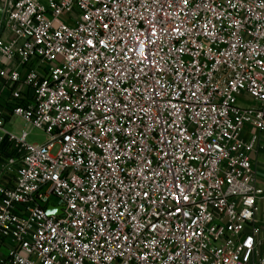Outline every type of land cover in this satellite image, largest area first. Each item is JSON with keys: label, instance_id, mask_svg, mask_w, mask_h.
I'll use <instances>...</instances> for the list:
<instances>
[{"label": "built area", "instance_id": "2783aa9c", "mask_svg": "<svg viewBox=\"0 0 264 264\" xmlns=\"http://www.w3.org/2000/svg\"><path fill=\"white\" fill-rule=\"evenodd\" d=\"M248 126L264 0H2L0 264H264Z\"/></svg>", "mask_w": 264, "mask_h": 264}, {"label": "crops", "instance_id": "0c3cea01", "mask_svg": "<svg viewBox=\"0 0 264 264\" xmlns=\"http://www.w3.org/2000/svg\"><path fill=\"white\" fill-rule=\"evenodd\" d=\"M1 1L2 0H0V4ZM255 137H257V142L254 148L248 151V154L257 170L258 184L264 190V132H260L250 126L246 127L243 133V140L245 143L251 145ZM260 209L264 214V201L261 203Z\"/></svg>", "mask_w": 264, "mask_h": 264}, {"label": "rangeland", "instance_id": "374dc122", "mask_svg": "<svg viewBox=\"0 0 264 264\" xmlns=\"http://www.w3.org/2000/svg\"><path fill=\"white\" fill-rule=\"evenodd\" d=\"M10 131H13L14 134H18V135H22L24 133H28L29 136L27 138V142L29 144H44L45 143V135L36 129H33L31 127H29L26 123L21 122V121H16V125L14 126V130H12L11 128L7 127ZM55 203H57V200H54ZM260 217L261 220L264 221V214L263 211L260 213Z\"/></svg>", "mask_w": 264, "mask_h": 264}, {"label": "water", "instance_id": "95a60500", "mask_svg": "<svg viewBox=\"0 0 264 264\" xmlns=\"http://www.w3.org/2000/svg\"><path fill=\"white\" fill-rule=\"evenodd\" d=\"M46 214L48 217L52 216H60L62 214V208L61 207H48L46 210Z\"/></svg>", "mask_w": 264, "mask_h": 264}, {"label": "snow or ice", "instance_id": "6c2138e0", "mask_svg": "<svg viewBox=\"0 0 264 264\" xmlns=\"http://www.w3.org/2000/svg\"><path fill=\"white\" fill-rule=\"evenodd\" d=\"M187 2V0H185V3ZM89 43H91V41H89ZM185 199H187V197H185Z\"/></svg>", "mask_w": 264, "mask_h": 264}]
</instances>
